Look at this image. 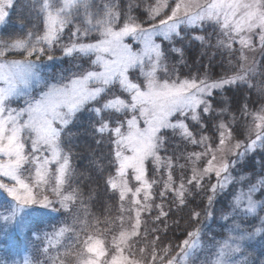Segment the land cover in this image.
Instances as JSON below:
<instances>
[{
	"label": "snow or ice",
	"instance_id": "6c2138e0",
	"mask_svg": "<svg viewBox=\"0 0 264 264\" xmlns=\"http://www.w3.org/2000/svg\"><path fill=\"white\" fill-rule=\"evenodd\" d=\"M22 3L20 31L0 28V191L10 198L0 205V239L19 229L34 252L18 260L13 246L0 245V264H197L218 204L229 235L199 264H264V64L255 59L257 51L264 57V0ZM13 8L14 0H0V26ZM193 42L227 56L228 67L184 75ZM57 51L73 67L45 79V60L61 59ZM34 82L35 95L28 91ZM96 133L97 144L108 146L102 165L77 177L71 145ZM104 197L118 202L117 217L101 219L85 206L104 208ZM185 209L193 230L165 244L167 221L180 227L174 217ZM46 210L71 219L52 234L58 243L66 234L74 240L62 255L51 254L52 238L49 247L35 243L41 229L31 219ZM101 224L116 233L110 251L98 238Z\"/></svg>",
	"mask_w": 264,
	"mask_h": 264
},
{
	"label": "trees",
	"instance_id": "16d2710c",
	"mask_svg": "<svg viewBox=\"0 0 264 264\" xmlns=\"http://www.w3.org/2000/svg\"><path fill=\"white\" fill-rule=\"evenodd\" d=\"M96 2H99V0H96ZM152 0H149V3H151ZM137 3H139V0H137ZM10 17L8 18V23L3 26L2 28H7L8 31H20V27L23 23H25L23 17L26 15V10H24V5L22 3V0H14V8L10 9ZM0 35H3V32L0 31ZM193 35H196V33H193ZM64 42L67 43V36L64 38ZM238 46V45H237ZM222 51V50H221ZM58 57H61V59H56L54 61H46L45 60V67L42 69L41 75L44 76L45 79H50L53 76L59 77L61 75V69H68L73 67V61L71 57H63L62 53L57 51L55 53ZM179 56V54H176ZM94 58V57H93ZM227 56L221 57L219 54L216 53L215 49H207L202 47L198 43H191L186 46L185 54H184V60L188 67L182 68V73L186 75L189 70H192L193 74H195V70L197 68H204L207 69L209 67H212L215 71V73H222L221 63L223 62V65L225 68L228 67L227 64ZM258 64H264V57L260 56L259 63ZM66 74V73H65ZM260 77H257V80H259ZM55 82V81H53ZM40 85H38L36 88L32 90V94L35 95L39 90ZM111 98V97H109ZM20 103V102H19ZM258 107V106H257ZM103 117V113L101 116H96L92 120V123H95L96 120H100ZM250 119V118H249ZM107 122V121H105ZM81 129L87 127V123H81L78 125ZM96 128H99V124H95ZM111 127V125H110ZM92 130L89 129V133H91ZM103 137H107L109 135L108 132L102 134ZM240 139L244 140L245 137H239ZM101 140V134L96 133L95 139L91 134L89 135H82L78 140L73 141L71 147V167L74 170V174L77 175L84 173L86 170L90 169L93 165V162L97 165H102L101 161V155L103 153H106L108 151L107 144L98 145L97 141ZM66 150V149H65ZM193 150L191 147L189 148V151ZM196 151H199V148L195 149ZM264 154V153H261ZM183 163V160L180 161ZM256 172H260V155L256 156ZM246 171V169H243ZM111 175H115L114 168L110 169ZM241 168L234 169L232 171V176L234 178V181H239L241 176ZM107 173L105 176L107 177ZM256 177L253 176V182L255 181ZM215 182V180H213ZM79 183L82 185L83 180H80ZM77 187V180L74 179L71 184V190L75 189ZM93 187H96V185H93ZM234 187L236 189H239L240 187L246 188V181L244 184L241 183H235ZM103 181H101L99 186V192L103 194ZM156 190V186H154V191ZM231 190V189H230ZM109 195H111V190H109ZM10 198H7L2 191H0V205H4L8 202ZM196 202L200 203L201 200L199 197H195ZM104 203L105 207L101 208L99 204H86L85 206L89 209L91 213H94L97 216H100L101 219H104L105 217L108 218H115L119 215L118 212V202L109 200L107 197H104ZM223 204L226 205V201H222ZM221 207L220 204L216 206V209L214 210V215L212 218V221L207 222L203 227V232L201 236V242L203 245V249L200 251L199 257L197 259V264H199L200 260H204L208 258V253L210 250H214L216 245H219L223 240L227 239L229 232H228V225L230 222H225L221 220L220 212L218 209ZM2 210V208H0ZM199 210V209H197ZM48 213L41 215V216H35L31 219V223L35 226H39L41 231L38 233V235L41 237V240L35 241L36 245L40 248L46 247L48 242V238L45 237V234H47V237L54 232L56 229H58L61 225L64 224L65 221H68L70 223L71 219L67 217V214H56L55 212H52L51 210H46ZM173 211H175V206H173ZM187 211L188 209H185L184 211L176 212L174 219L180 221V227H176L173 225L172 218H170L167 223L169 225V231L166 234H162L161 238L164 241L165 244L172 243L174 245L179 244L183 239L187 238L185 235V229L187 228L188 231L193 230L192 227L188 226L187 223ZM264 214V213H262ZM151 226V224H149ZM114 227V225H113ZM100 228L102 230V233L105 232L107 229H104L103 224L100 225ZM161 228H163V225H161ZM104 234V233H103ZM158 235H161L158 233ZM35 238L33 237L32 240ZM0 245H11L14 249V255L16 259H21L25 256H30L34 252L32 241L25 235L20 232L19 229H14L7 240L0 239ZM257 252L260 251L259 246H257ZM178 251V249H177ZM3 252V249L0 248V253ZM213 259V257H211ZM41 259L43 260L44 257L41 256Z\"/></svg>",
	"mask_w": 264,
	"mask_h": 264
},
{
	"label": "rangeland",
	"instance_id": "374dc122",
	"mask_svg": "<svg viewBox=\"0 0 264 264\" xmlns=\"http://www.w3.org/2000/svg\"><path fill=\"white\" fill-rule=\"evenodd\" d=\"M3 26H0V28H2ZM163 40V38L162 37H159V38H157V43H160L161 41ZM134 47H136L135 45H134ZM250 55H252V54H250ZM14 58H17V59H19V58H21V57H19V56H16V57H14ZM255 59H256V61H257V63H259V59H260V55H259V52L257 51V53H255ZM38 85L37 84H35V82H34V84H33V87L31 88V89H29L28 91H31L32 92V90L34 89V88H36ZM18 102H20L21 104L23 103V99H19V101ZM15 106V105H14ZM142 127H143V125H142ZM71 163V162H70ZM129 180H130V185L131 184H135V181H134V179L131 177V175L129 176ZM5 182H9V181H7L6 179H5ZM66 187V189H68V191H71V189L68 187V185H66L65 186ZM2 193L7 197V195L2 191ZM7 198H9V197H7ZM56 213V212H55ZM56 214H58V213H56ZM65 223V222H64ZM67 223H68V221H67ZM68 224H71V221H70V223H68ZM64 226V224L63 225H61L60 227H63ZM59 227V228H60ZM58 228V229H59ZM58 229H56L55 231H57ZM54 231V232H55ZM54 232H52L47 238H52V234L54 233ZM104 233V234H103ZM101 235H99V239H101V240H103V242H104V246H105V248H106V250H111V247H112V236L113 235H115L116 233H111V232H109L108 230H106L105 232H103ZM71 234H66L65 235V237H62L61 238V240L59 241V243L54 239V238H52V244H51V247H50V252H51V254L53 255V256H55L57 253H59V254H63V252L65 251V247H64V245H71V244H73L74 243V240H72V239H69V236H70ZM80 236H81V238H83L84 237V234L81 232L80 233ZM47 243V245H46V247H49V244H48V242H46ZM127 254V253H126ZM27 256H28V254H27ZM213 259H214V257H213Z\"/></svg>",
	"mask_w": 264,
	"mask_h": 264
}]
</instances>
